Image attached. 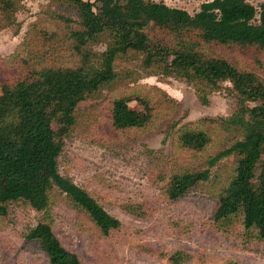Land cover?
<instances>
[{
    "label": "trees",
    "instance_id": "trees-1",
    "mask_svg": "<svg viewBox=\"0 0 264 264\" xmlns=\"http://www.w3.org/2000/svg\"><path fill=\"white\" fill-rule=\"evenodd\" d=\"M46 1L77 20L70 13L49 14L63 27L36 21L14 52L0 57V215L6 216L12 205L45 212L57 189L102 234L120 229V222L89 192L60 174L58 159L75 133L95 135L93 102L133 76L120 73L117 62L138 61L145 73L193 86L204 104L212 93L226 91L235 110L228 118L200 119L176 129L171 146L178 159L171 165L177 170L168 175L159 170L151 177L160 191L157 200L141 192L128 197L124 210L148 217L164 208L173 213L172 228L179 235L211 233L219 240L236 234L244 249L264 248V78L231 63L232 57L243 61L252 54L256 60L264 52V3L254 7L246 0H212L190 15L146 0ZM22 8L23 0H0V31L18 28ZM133 102L141 115L129 114ZM106 103L108 122L123 139L156 130L177 107L155 86L112 93ZM224 158L233 159L234 167L210 212L184 206ZM26 239L48 264H83L44 218ZM150 252L172 264L191 260L183 250Z\"/></svg>",
    "mask_w": 264,
    "mask_h": 264
},
{
    "label": "rangeland",
    "instance_id": "rangeland-1",
    "mask_svg": "<svg viewBox=\"0 0 264 264\" xmlns=\"http://www.w3.org/2000/svg\"><path fill=\"white\" fill-rule=\"evenodd\" d=\"M146 1L164 3L194 15L201 4L212 0ZM246 1L254 7L264 3V0ZM52 13H70L71 18L77 20L73 13L65 12L57 4L46 0H23V8L17 14L18 28L0 31V57L14 52L30 24L36 21L52 24L49 19ZM56 23L59 27L64 25L61 22H54L53 25ZM231 63L264 78V52L256 60L252 54H246L243 61L232 57ZM138 65V61L117 62L120 73L131 71L133 76L116 84L114 92L104 91L102 97L93 102V108L98 113L95 135L92 137L88 131L75 133L65 141L58 159L60 174L68 176L74 184L89 192L110 216L120 222V229L108 236L102 234L84 212L54 189L45 212L12 205L6 216L0 215V264H48L47 257L26 239L29 230L36 226L40 218L51 223L61 242L77 251L83 264H172L163 257L159 258L158 254H151L150 250L166 254L183 250L191 257L183 264L231 261L264 264V248L244 249L241 237H234L236 234L220 236L219 240H215L211 233L183 236L172 228L173 213L164 208L148 217H137L124 210L128 197H138L141 192L154 195L157 200L160 191L151 185V177L159 170H165L167 175L177 170L171 165V160L178 159L171 146L176 129L200 119L228 118L235 110V100L224 90L212 93L204 104L193 86L185 81L145 73ZM153 86L177 104L172 116L154 131L121 138L112 130L103 110L109 95L128 93L135 87ZM141 111L138 103L128 104L130 115H141ZM179 159L185 161V157ZM233 167V159L220 160L211 169L209 181L191 192L183 205L209 213L214 196L228 182Z\"/></svg>",
    "mask_w": 264,
    "mask_h": 264
}]
</instances>
